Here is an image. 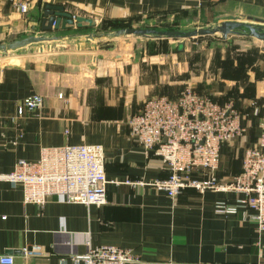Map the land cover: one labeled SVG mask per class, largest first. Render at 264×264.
I'll use <instances>...</instances> for the list:
<instances>
[{
    "label": "crops",
    "instance_id": "crops-1",
    "mask_svg": "<svg viewBox=\"0 0 264 264\" xmlns=\"http://www.w3.org/2000/svg\"><path fill=\"white\" fill-rule=\"evenodd\" d=\"M18 3L27 6L25 13ZM46 4L60 5L93 25L74 23L66 30L42 31ZM161 15L204 26L264 18V0H0V27L7 33L63 37L50 42L54 50L47 59L0 66V173L12 171L19 159L36 161L44 147L98 144L107 181L106 204L89 207L56 197L42 207L24 204L20 186L0 181V256L12 255L13 264H85L77 257L89 248L114 245L130 249L137 264H264V231L256 230L243 209H216L218 203L235 204L239 195L188 188L170 198L148 184L167 172L160 159L130 135L127 120L147 98L180 93L176 83L184 80V59L146 56L136 46L127 47L126 41H87L82 36L101 22ZM254 40L242 43L241 49H255L264 57V42ZM230 63L238 65L236 58ZM246 65L243 70L249 74L256 64ZM219 78L194 74L186 83L202 91L198 83L216 80L219 88L211 85L202 93L223 98L220 104L233 103L242 90L240 80ZM33 94L41 96V105L18 115L17 104ZM252 98L241 108L233 103L244 112L250 105L253 112L257 109L245 121L246 128L254 127L246 147L264 125V71ZM126 180L142 184L131 187ZM24 248L30 250L26 255Z\"/></svg>",
    "mask_w": 264,
    "mask_h": 264
},
{
    "label": "built area",
    "instance_id": "built-area-1",
    "mask_svg": "<svg viewBox=\"0 0 264 264\" xmlns=\"http://www.w3.org/2000/svg\"><path fill=\"white\" fill-rule=\"evenodd\" d=\"M18 10L25 13L27 6L18 3ZM41 103L38 94L25 97L16 106L17 114L34 111ZM246 119L232 102L220 104L187 85L173 99L162 95L147 98L142 109L129 117L127 125L130 135L146 151L154 153L167 172L163 179L149 182L151 187L170 198L188 188L235 193L239 195L236 203H218L217 211L236 213L243 209L256 230L262 232L264 125L255 142L244 148L239 170L228 180L217 176L222 145L245 132ZM0 181L20 186L23 203L40 207L54 197L86 207L102 206L107 201L105 158L98 144L41 148L36 161L17 160L12 171L0 173ZM124 183L131 187L142 184L131 180ZM29 251L24 248L22 253ZM79 259L85 264L138 263L130 249L114 245L89 248ZM13 262L12 255L0 256V264Z\"/></svg>",
    "mask_w": 264,
    "mask_h": 264
},
{
    "label": "rangeland",
    "instance_id": "rangeland-1",
    "mask_svg": "<svg viewBox=\"0 0 264 264\" xmlns=\"http://www.w3.org/2000/svg\"><path fill=\"white\" fill-rule=\"evenodd\" d=\"M126 26V28H149L156 31H183L191 28L206 27L204 25H200L199 23H186L183 21V17L181 16L164 15L127 22ZM119 28L121 27H116L106 22H101L96 27L89 29L87 32L103 34L114 32ZM4 30L5 29L3 27H0V44H5L12 40L22 38L20 37L22 36L20 34L7 33V31ZM238 31L239 33L228 34L225 39L222 38L221 34L219 33L184 39L182 40L184 47L181 53H177L176 51L175 45L179 40L175 39H158L154 37L138 38L131 35L118 38L101 39H103L102 41L104 42L126 41L127 43H130L132 47L136 46L140 51L142 49L146 56L168 55L169 57L178 56L180 59H184L186 67L184 80H178L176 83L177 88H180L181 90L187 85L190 78L194 74H201L202 77H209L212 74H217L222 78H235L236 80H240L242 90L241 92L237 91L239 95L234 97L232 101L238 108H241L246 104V101L253 100L252 96L254 94L256 80H261V76L263 75L264 57L262 54L259 56L255 49H251L250 51L242 50L240 47L242 43L256 40H254L255 38H246L249 37L245 35V33L248 32L247 29L242 28L238 29ZM83 34L82 36L84 37L86 33L84 35ZM49 45L52 46L53 43L44 41L33 44L24 49H18L9 52L6 57H0V66L8 64H29L33 63L34 61L47 59L51 56V53H53L52 51L54 50L52 48H47ZM229 45H231L233 48H231L230 52H227L225 51V48H228ZM232 58L237 59L238 65H231L230 60ZM245 64H247V67H250L254 64L256 65L250 69L253 71L247 74L243 70V66ZM186 76L188 78H186ZM222 78H219V80ZM249 79L253 80L249 81ZM186 81L188 82L186 83ZM198 84L203 86L201 89H203L205 92L211 85L212 88L215 89L221 86V84L216 80L209 83H206L204 80H202ZM198 89L199 88L197 87V90ZM203 90L198 91L202 93ZM229 91L231 94L232 92H235L232 90V88ZM222 94H228V91ZM222 94L220 96H223ZM208 96L213 99L215 98L214 100L216 101L223 100V98L217 99L211 94H208ZM225 97H228V95H225ZM253 129L254 127L252 126L246 128L245 132L241 136L231 139L222 145L217 170L218 175H220L222 180H226L228 176L230 177V175L232 176L239 168L242 150L247 146V141L249 139L248 136L251 135Z\"/></svg>",
    "mask_w": 264,
    "mask_h": 264
},
{
    "label": "water",
    "instance_id": "water-1",
    "mask_svg": "<svg viewBox=\"0 0 264 264\" xmlns=\"http://www.w3.org/2000/svg\"><path fill=\"white\" fill-rule=\"evenodd\" d=\"M76 27H82L83 23L88 26H92L93 23L90 19L72 16L64 11V8L60 5L46 4L42 11V19L40 29L42 31L50 30H66L72 25ZM247 29L246 36L253 37L257 40L264 42V18H252L247 17L245 20H225L215 25H209L206 27L191 28L183 31H156L149 28H121L114 32L97 34L88 33L84 36L85 40L90 41L98 38H118L123 36L134 37H154L158 39H175L179 40L176 43V50L182 51L184 39H190L197 36L213 35L216 33L221 34L222 38H225L228 34L239 33L238 29ZM63 39V37L57 35H29L20 39L12 40L5 44H0V57H6L9 52L24 49L33 44L40 42H53ZM127 47H130V43H127ZM47 48H51L49 45Z\"/></svg>",
    "mask_w": 264,
    "mask_h": 264
},
{
    "label": "trees",
    "instance_id": "trees-1",
    "mask_svg": "<svg viewBox=\"0 0 264 264\" xmlns=\"http://www.w3.org/2000/svg\"><path fill=\"white\" fill-rule=\"evenodd\" d=\"M108 24H110V25H113V26H116V27H121V28H126L127 26H126V24H127V22H122V21H109V22H107ZM121 28H119V29H121ZM198 91V90H197ZM199 92V91H198ZM200 94H202V95H205V96H208V95H206V94H203V93H201V92H199ZM176 97V96H175ZM174 97V98H175ZM209 98H211L210 96H208ZM173 99V98H172ZM211 99H213V98H211ZM214 100V99H213ZM216 101V100H215ZM253 105H250L249 106V109H250V111L248 112V111H246L245 110V112L244 111H241L244 115H246L247 116V118L248 117H250V116H252L253 115ZM239 110V109H238ZM217 173H218V171H217ZM217 176H218V174H217Z\"/></svg>",
    "mask_w": 264,
    "mask_h": 264
}]
</instances>
